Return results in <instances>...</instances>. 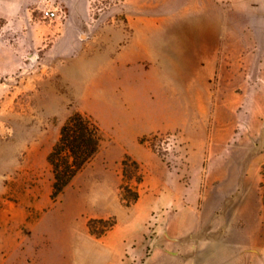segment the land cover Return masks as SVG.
<instances>
[{
  "label": "rangeland",
  "instance_id": "rangeland-1",
  "mask_svg": "<svg viewBox=\"0 0 264 264\" xmlns=\"http://www.w3.org/2000/svg\"><path fill=\"white\" fill-rule=\"evenodd\" d=\"M202 6L0 0V264H264V16L207 42ZM143 23L176 31L153 47ZM76 112L99 148L52 198L47 157ZM91 219L114 225L97 237Z\"/></svg>",
  "mask_w": 264,
  "mask_h": 264
},
{
  "label": "trees",
  "instance_id": "trees-1",
  "mask_svg": "<svg viewBox=\"0 0 264 264\" xmlns=\"http://www.w3.org/2000/svg\"><path fill=\"white\" fill-rule=\"evenodd\" d=\"M100 133L97 125L87 116L76 112L61 126L59 137L53 145L47 159L53 174L51 197L55 198L95 155L99 148ZM122 173L130 179L141 181L138 164L128 157L122 160ZM122 199L127 205L138 199V192L129 186L123 187ZM129 194V196H128ZM114 225V221L91 219L88 227L97 237Z\"/></svg>",
  "mask_w": 264,
  "mask_h": 264
},
{
  "label": "crops",
  "instance_id": "crops-1",
  "mask_svg": "<svg viewBox=\"0 0 264 264\" xmlns=\"http://www.w3.org/2000/svg\"><path fill=\"white\" fill-rule=\"evenodd\" d=\"M209 3L212 4L213 7H215L213 10H208L206 6H202V10L198 14H202V18L200 19L201 21L198 22L197 24L200 25V31L205 34L206 38H203L202 41H207L209 38H207L208 33L211 31H218L221 32L226 31L227 29L232 30L234 28V25H238L240 23V20L242 22L243 19H246L249 17V21L251 22L252 16H264V0H208ZM205 8V9H204ZM198 9V8H197ZM233 17L237 22H232L233 24L230 23V25H227V20L232 19ZM242 24V23H241ZM247 24V23H246ZM153 28V29H152ZM242 27H239L241 29ZM247 28V27H245ZM166 31H176V27L172 24L170 25V28H167L166 26L163 28L162 25L159 24H151L149 25L148 23H143L142 25H137L136 26V31H154L155 33L157 32L158 35H151L150 41H152V46L153 47H161L163 45V40L161 38L162 30ZM252 27L248 26V30H251ZM253 30V29H252ZM121 34V30H119ZM122 35V34H121ZM154 36V37H153ZM171 36V33H170ZM174 38V39H173ZM173 38H169V44L170 46L176 47L181 40L176 39V37L173 35ZM171 39V40H170ZM173 39V40H172ZM204 44H209V43H202ZM126 47V46H125ZM132 48V49H131ZM113 49V48H112ZM125 49V52L123 51L122 54H119L118 56L122 61H126V57H128V53L133 50L135 51V55H139L138 52L135 50L136 46L132 44H129ZM123 49V50H124ZM148 54L145 56V61L146 60H152L156 59V57L160 58V54L158 56H155L156 53H151L149 50H147ZM153 55V56H152ZM136 57V56H134ZM138 61V58L135 59Z\"/></svg>",
  "mask_w": 264,
  "mask_h": 264
},
{
  "label": "built area",
  "instance_id": "built-area-1",
  "mask_svg": "<svg viewBox=\"0 0 264 264\" xmlns=\"http://www.w3.org/2000/svg\"><path fill=\"white\" fill-rule=\"evenodd\" d=\"M57 12L55 10H44L43 11V16L45 18H54L57 17Z\"/></svg>",
  "mask_w": 264,
  "mask_h": 264
}]
</instances>
